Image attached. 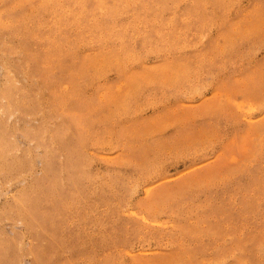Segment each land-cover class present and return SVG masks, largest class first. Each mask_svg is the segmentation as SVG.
I'll list each match as a JSON object with an SVG mask.
<instances>
[{"label": "rangeland", "instance_id": "1", "mask_svg": "<svg viewBox=\"0 0 264 264\" xmlns=\"http://www.w3.org/2000/svg\"><path fill=\"white\" fill-rule=\"evenodd\" d=\"M80 1L0 0L9 264H235L250 238L264 264V0Z\"/></svg>", "mask_w": 264, "mask_h": 264}, {"label": "bare ground", "instance_id": "2", "mask_svg": "<svg viewBox=\"0 0 264 264\" xmlns=\"http://www.w3.org/2000/svg\"><path fill=\"white\" fill-rule=\"evenodd\" d=\"M49 1V0H48ZM54 2L56 1V0H53ZM61 2H62V0H60ZM85 1V0H84ZM83 1V2H84ZM94 1V0H93ZM54 2H52V3H54ZM79 2H81L80 0H72V5H74L75 7L76 6H78V4H79ZM82 2V3H83ZM81 3V4H82ZM90 3V2H89ZM99 4H101V1L100 0H96L95 1V3H94V6H96V7H98V6H100ZM102 4H103V2H102ZM106 4V3H105ZM104 4V5H105ZM122 4V3H121ZM47 5V4H46ZM53 5V4H52ZM85 5H87V4H85ZM80 6V5H79ZM83 6H84V4H83ZM74 7V8H75ZM84 7H86V6H84ZM105 7V6H104ZM103 6H102V8H101V10H103V8H104ZM77 8H79V7H77ZM76 8V9H77ZM91 8L93 9V5H91ZM99 8V7H98ZM71 9H73V8H71ZM67 10V9H66ZM89 10H90V8H89ZM95 10V12H96V9H94ZM98 10V9H97ZM78 11H80V9L78 10ZM65 12V11H64ZM69 12V11H68ZM70 12H72V10L70 11ZM74 12H76V11H74ZM74 12L73 13H70V16H71V14L73 15L74 14ZM101 13H102V11H100ZM99 12V13H100ZM78 13V12H77ZM77 13H75L76 15H77ZM85 13H87V12H85ZM90 13V12H89ZM109 13V12H108ZM61 14H63V13H61ZM65 15L67 14V13H64ZM80 14V13H79ZM82 14V13H81ZM96 14V13H95ZM54 15V14H53ZM92 15V14H91ZM99 15V14H98ZM101 15V14H100ZM105 15H107V14H105ZM111 15V14H110ZM109 15V16H110ZM64 16V15H63ZM70 16H68V17H70ZM75 16V15H74ZM83 16H86V15H84L83 14ZM60 17V16H59ZM59 17H57V18H59ZM87 17V16H86ZM92 17V16H91ZM93 17H94V14H93ZM95 17L97 18V16L95 15ZM111 17H113L112 15H111ZM56 18V19H57ZM60 18H62V15H61V17ZM59 18V19H60ZM67 17H65V19H66ZM71 18H73L72 16H71ZM80 18H82V15H81V17ZM84 18V17H83ZM86 19V18H85ZM62 20H64V19H62ZM66 20H69V18L68 19H66ZM74 20V19H73ZM73 20L71 21V22H73ZM76 20H78V18H76ZM1 21V20H0ZM54 21H55V19H54ZM57 21H59V20H57ZM70 21V20H69ZM82 21V20H81ZM95 21V20H94ZM93 21V22H94ZM98 21V20H97ZM84 22V21H83ZM90 22V21H89ZM88 22V23H89ZM54 23V22H53ZM60 23H63V22H60ZM59 23V24H60ZM66 23V22H65ZM65 23L63 24V25H65ZM87 23V25L86 26H90L89 24ZM49 24H51L52 25V23H49ZM49 24H48V26H49ZM57 25H58V22L56 23ZM71 24V23H70ZM83 24V23H82ZM90 24H92V23H90ZM69 25V24H68ZM45 26H46V23H45ZM55 26V25H54ZM53 26V27H54ZM69 26H71V25H69ZM68 26V27H69ZM92 26V25H91ZM0 27H1V24H0ZM60 27V26H59ZM62 27H64V26H62ZM94 27V26H93ZM49 28H50V26H49ZM56 27H54V29H55ZM53 29V28H52ZM53 29V30H54ZM58 29V28H57ZM64 29H67V28H64ZM60 30V29H59ZM52 31V30H51ZM62 31V30H61ZM39 32V31H38ZM47 32V31H46ZM53 32H55V31H53ZM59 35V34H58ZM57 35V36H58ZM26 36H28V35H26ZM48 37V36H47ZM47 37H45V38H47ZM42 38H43V36H42ZM51 38V37H50ZM3 39V38H2ZM41 39V38H40ZM43 40H44V38H43ZM46 40H48V39H46ZM49 40H51V39H49ZM45 41V40H44ZM38 42V41H37ZM53 42H55V41H53ZM46 43V42H45ZM47 43H49V41L47 42ZM35 44V43H34ZM38 44H40V43H38ZM45 45V44H44ZM48 45V44H47ZM57 45H58V43H57ZM61 45H63L62 44V42H61ZM36 46V45H35ZM49 47V46H48ZM27 48V50L29 49V47L27 46L26 47ZM43 48V47H42ZM46 48V47H45ZM44 48V49H45ZM49 49V48H48ZM51 51V50H50ZM44 52H45V50H44ZM44 52H43V54H44ZM48 52V51H47ZM64 52V50H62V48H61V46L60 45H58L57 47H55V48H53L52 49V54H53V56L55 57V62H57L58 61V57L59 56H61L62 55V53ZM26 53V52H25ZM54 53H55V55H54ZM46 54V53H45ZM50 54H51V52H50ZM64 54H66V53H63V55ZM31 55H32V53H31ZM49 55V54H48ZM47 56V55H46ZM53 56L51 55V56H48V57H45V56H43L42 57V62L41 63H39V58H37V61H36V64H35V68H33L32 69V74L33 75H36V74H38V76L37 77H40V76H45V71H46V68H48L49 69V66L52 64V63H54L53 62ZM65 56V55H64ZM64 56H62V57H64ZM61 58V57H60ZM59 58V59H60ZM52 59V61L51 62H49L50 60ZM64 59V58H63ZM25 60V59H24ZM60 60H62V59H60ZM30 61V60H29ZM58 62H60V61H58ZM48 63H51L49 66H47V64ZM55 64V63H54ZM61 64H63V63H61ZM61 64H58L59 66H60V68L62 67V68H64L65 69V67H63V66H61ZM53 65V64H52ZM56 65V64H55ZM57 65V66H58ZM74 66V65H73ZM51 68H52V66H51ZM53 68H54V65H53ZM79 68V67H78ZM77 68V69H78ZM23 69V68H22ZM22 69H21V71H22ZM25 69V68H24ZM30 69V68H29ZM56 69H57V67H56ZM56 69H54V70H56ZM26 70V69H25ZM24 70V71H25ZM31 70V69H30ZM73 70V69H72ZM23 71V72H24ZM50 71V70H49ZM52 72H53V70H52ZM76 72V71H75ZM22 73V72H21ZM49 73H51V72H49ZM13 75H14V73H13ZM8 79V78H7ZM7 83H9V82H7ZM48 83V82H47ZM9 86V87H8ZM6 87H8V89H9V91H5V95H4V99H7V98H9V100H10V102H9V105L6 107V109H5V115H4V118H3V120H2V122H1V125H4V122L6 121V119H8V118H10V117H12L13 115H14V112L15 111H17V100H15V98H14V95H13V89H14V80H13V77L11 76V82H10V84H8ZM12 95V96H11ZM11 98V99H10ZM3 100V99H2ZM6 102V101H5ZM7 103V102H6ZM4 104V103H3ZM2 105V104H1ZM2 111V110H1ZM0 111V112H1ZM1 116V115H0ZM2 137V136H1ZM2 140V139H1ZM1 140H0V142H1ZM3 142H5V140L3 141ZM13 142V141H12ZM8 144H12V143H8ZM14 144V143H13ZM3 146H4V144H3ZM11 147V146H10ZM1 148V147H0ZM4 149H5V146H4ZM12 150V149H11ZM4 151V150H3ZM7 152V151H6ZM1 153V152H0ZM3 153H5V152H3ZM49 171H50V169H49ZM53 183H54V181H53ZM52 183V184H53ZM259 184V183H258ZM57 185V184H56ZM261 185V184H260ZM49 186H50V184H49ZM257 186H259V185H257ZM52 187L53 186H51V189H52ZM56 189H57V187H55ZM262 189V188H261ZM55 190V189H54ZM260 190V189H259ZM42 192V191H41ZM60 192V191H59ZM62 192V191H61ZM50 193H52V192H50ZM49 193V194H50ZM53 193H55V192H53ZM52 193V194H53ZM63 193V192H62ZM46 195V194H45ZM55 195H56V193H55ZM21 196V195H20ZM25 196H27V195H24V197ZM61 196H64V195H62L61 194ZM23 197V198H24ZM42 197H44V196H42ZM20 198V197H19ZM18 198V199H19ZM37 198V197H36ZM47 198V197H46ZM46 198H45V200H46ZM61 198V197H60ZM22 198H20V200H21ZM27 199V198H26ZM31 200V199H30ZM36 200V199H35ZM39 200H40V198H39ZM41 200H43V199H41ZM40 200V201H41ZM247 200V199H246ZM26 201V200H25ZM24 201V202H25ZM37 201V200H36ZM47 201V200H46ZM54 201V200H53ZM245 201V200H244ZM248 201V200H247ZM23 202V201H22ZM23 202V204H25ZM45 202V201H44ZM36 203V202H35ZM46 203V202H45ZM60 203H61V201H60ZM59 202L57 203L58 204V206H59V204H60ZM246 203V202H245ZM17 204V203H16ZM40 204H42V203H40ZM21 205V204H20ZM26 205V204H25ZM38 205V204H37ZM46 205V204H45ZM54 205H56V204H54ZM24 206V205H23ZM39 206V205H38ZM22 207V206H21ZM28 207H29V205H28ZM37 207V206H36ZM232 207V206H231ZM223 208V207H222ZM229 208V207H228ZM13 210V209H12ZM36 210V209H35ZM35 210H33V211H35ZM47 210V209H46ZM59 209H57V208H55V207H51L49 210H47V212L45 211V210H43V212H41V213H43L45 216H43V215H41L40 217H47V219H51L52 220V218H54V217H56V216H59L58 215V213H59V211H58ZM10 211V210H9ZM223 211H224V209H223ZM13 212V211H12ZM15 212V211H14ZM29 213H28V217L30 218V220H31V223H32V228H34L35 230L36 229H38V231H41V232H44L45 231V228H47L49 225L46 223V221H45V226H44V224L42 223V221L40 222L39 221V219L36 217V216H34L33 215V212L32 211H28ZM38 212V211H37ZM221 212V211H220ZM218 213V214H220V215H224V213ZM11 213V212H10ZM10 213H9V215H10ZM66 213V212H65ZM23 214V213H22ZM35 214V213H34ZM40 214V213H39ZM63 214H64V212H63ZM228 214V213H227ZM1 215H2V213H1ZM8 215V216H9ZM213 215V214H212ZM219 215V216H220ZM231 215V214H230ZM20 216V215H19ZM11 217V216H10ZM228 217V216H227ZM63 218H65V217H63ZM67 218V217H66ZM229 218V217H228ZM13 219V218H12ZM19 219V218H18ZM46 219V218H45ZM3 220V219H2ZM41 220V219H40ZM61 220V219H60ZM50 221V220H49ZM53 222H55V221H53ZM49 223V222H48ZM1 225V224H0ZM51 226V225H50ZM215 227V226H214ZM214 227H212V230H211V227H210V230L209 229H206V230H209V231H213V229H214ZM30 228V227H29ZM208 228V227H207ZM216 229V228H215ZM37 231V232H38ZM215 231V230H214ZM4 236V235H3ZM6 238V237H5ZM236 240V239H235ZM235 240H233V241H235ZM263 241H264V239H262ZM7 241V240H6ZM11 242V241H10ZM241 242H244V241H241ZM240 242V243H241ZM249 243L248 244H245V243H242V244H240L239 246H237V248L236 249H234V251H232V252H230V255L232 256V258L234 257V259L233 260H235V264H253V262H255V258H254V252H255V250H256V246H255V240L254 239H252V238H250L249 239V241H248ZM3 243V241H2V239H1V237H0V255L1 256H3V260L1 261L0 260V264H9V259L8 258H10V257H13V258H10V259H14V261L17 263L18 261V259H16L15 257H18L20 254H19V252H18V250H17V248L16 249H11L10 247H6L5 245H3L2 244ZM11 244V243H10ZM13 244V243H12ZM233 243H231L230 242V248L231 247H233V246H231ZM235 244V243H234ZM229 245V244H228ZM236 245H234V247H235ZM250 246H253L254 248H253V251L251 252L250 250H248V248L250 247ZM178 247V246H177ZM51 248L52 247H49V248H44L43 250H41V249H38V250H41V251H44V254L45 253H52V252H49L50 250H51ZM229 248V249H230ZM211 249V248H210ZM225 249V248H224ZM34 250V249H33ZM35 250H37V249H35ZM34 250V251H35ZM220 250V249H219ZM228 250V249H227ZM227 250H226V252H227ZM231 250V249H230ZM41 251H39V252H41ZM213 251V250H212ZM211 251V252H212ZM215 251H217V250H215ZM33 252V251H32ZM34 253V252H33ZM43 253V252H42ZM215 253V252H214ZM213 253V254H214ZM212 254V255H213ZM217 254V256L215 257L214 256V259L213 260H218V262H219V260H220V254H218V252L216 253ZM219 255V256H218ZM230 255H229V257H230ZM0 256V257H1ZM39 256V255H38ZM45 256V255H44ZM222 256V255H221ZM41 255H40V258H37V262H36V264H43V262H42V260H41ZM187 258H188V263L189 264H191V261H192V259H191V257L188 255V256H186ZM205 257H207V256H205ZM213 257V256H212ZM226 257H227V255H226ZM228 257V258H229ZM19 258V257H18ZM44 258V257H43ZM185 258V257H184ZM210 258V260H212L211 259V256L209 257ZM231 258V259H232ZM20 259V258H19ZM181 259V258H180ZM179 259V260H180ZM186 259V258H185ZM208 259V258H207ZM222 259H223V257H222ZM227 259V258H226ZM178 260V261H179ZM210 260H209V262H210ZM232 260V261H233ZM203 261H205V259L203 260ZM183 262H184V259H183ZM201 262V261H200ZM234 262V261H233ZM187 262L185 261V264H186ZM205 263V262H204ZM203 263V264H204ZM216 263V262H215ZM221 263V262H220ZM24 264V263H23ZM200 264V263H199ZM209 264V263H208Z\"/></svg>", "mask_w": 264, "mask_h": 264}]
</instances>
